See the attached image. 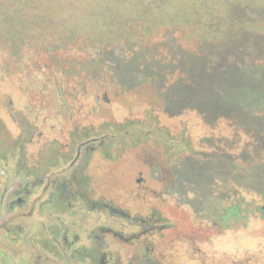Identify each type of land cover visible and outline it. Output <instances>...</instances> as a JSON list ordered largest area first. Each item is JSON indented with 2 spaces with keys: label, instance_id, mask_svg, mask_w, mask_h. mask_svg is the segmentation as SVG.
<instances>
[{
  "label": "flooded vegetation",
  "instance_id": "1",
  "mask_svg": "<svg viewBox=\"0 0 264 264\" xmlns=\"http://www.w3.org/2000/svg\"><path fill=\"white\" fill-rule=\"evenodd\" d=\"M97 15L88 20L98 30L63 26L50 32L38 25L39 35L31 39L40 41L27 43L21 35L25 60L20 54L4 66L7 76L18 75V90L29 98L21 107L11 101L6 107L17 122L14 131L0 121V250L11 260L6 264H264V205L248 206L242 187L188 178L178 169L196 150L226 152L229 135L211 133L202 138L214 142L191 149L183 127L170 132L165 117H180L182 108L169 113L150 79L118 72L146 32ZM56 33L65 40L56 41ZM88 33L95 40L88 41ZM77 39L85 44L79 53L96 69L71 72L68 44ZM144 94L154 104H112ZM238 161L244 165L241 156ZM232 202L240 204L239 216L227 215ZM216 207L223 209L217 213Z\"/></svg>",
  "mask_w": 264,
  "mask_h": 264
},
{
  "label": "rangeland",
  "instance_id": "2",
  "mask_svg": "<svg viewBox=\"0 0 264 264\" xmlns=\"http://www.w3.org/2000/svg\"><path fill=\"white\" fill-rule=\"evenodd\" d=\"M152 1L154 0H146L143 5L148 6ZM243 1L249 8L236 7ZM102 3L108 4L111 8H113L112 11H115V13L120 12L127 15L132 13L131 9L134 0H115V2H113V0H0V121L9 130L14 131L17 122L15 123L9 119L6 107L10 105V101L13 106L18 108L23 104H26L29 100L27 96H23V94L18 90V75L12 71L13 75L11 74L10 76H7L5 74L6 69L4 68L8 61H15V59H19L18 55L20 54V57H23V60H25L27 47L25 44L20 43L21 35L28 36L25 42L40 41V38L31 39V35H39V30L37 28L38 25H47L46 29L50 32H53L56 29L60 30L58 29L60 27L63 29V26H69L76 31H80L82 28L85 30H98L97 28L99 27L93 24L92 21L90 22L88 19H90L91 14H93L96 20L99 19V15H97V13L104 11L100 5ZM233 6H235L234 10L231 9ZM158 8L163 13V18L161 20L163 22L160 23L157 28L156 26L153 29L148 27L152 32L164 25L172 24L173 28L178 26L177 29L186 35L185 39L190 38L194 44L193 46H196L195 48H197L198 41L213 35L223 37V33L221 34L218 31L216 32L217 34H213L211 30L204 29L196 24L192 25L190 28H184L183 21L191 20L193 17L192 15L196 12V10H200L202 12L204 11L208 14H216L215 16L220 17L217 23L220 30L224 29L223 31H226V29L230 26L233 28L225 32V35L229 38L228 48L230 49V54L240 51L239 53L243 54L241 57L243 58L244 63L252 61V58L254 57L256 58V63L264 64V27L257 30L256 33L258 34L253 32L248 33L244 32L246 29L238 30L240 29L239 27L236 28L232 26L235 22L228 21L227 19V14L231 12L230 10L233 12L232 16H237L240 20H251L264 17V0H177L174 1L171 6H167L164 2H161ZM145 9L146 8H143V10ZM125 17L127 16H116L114 19L112 18L111 22L115 26L127 29V27L132 25L133 22L127 23V27H125L126 21L121 19ZM86 27H90V29H87ZM139 28L142 30L144 26ZM105 30H107V28ZM107 31L108 34L111 33L110 30ZM135 31L138 30L136 29ZM162 31L163 29L157 30L152 37V40L157 39L159 41L161 38L163 39ZM87 35L92 36V39L89 38L88 41L95 40V34L88 33ZM110 35L115 36V34ZM238 35L243 36V40L240 43L232 42L233 38L236 40ZM55 37L56 41H59L60 38L62 40H65L66 38L65 34L63 35L60 33H56ZM109 38L110 37H107V39L105 38L104 40H110ZM117 38L116 41L118 40ZM247 38L252 39V41L249 42ZM16 45H20V48L17 49L18 46ZM68 45L71 47L70 65L72 73L79 72L80 70H84L86 68L96 69V62L89 64L87 57L79 53V48L85 45L83 39L73 40L71 43L69 42ZM143 49L145 50V46H143ZM144 52L145 51H139V54L130 60L129 64L131 67H133L135 63L139 62V56L140 54L143 55ZM132 55H136V52ZM231 56L232 57L227 58L231 64H227L228 69L225 73L216 75L217 77L225 76L226 83L223 86L225 91H222V89L219 88L220 86L215 83L212 86L213 89L210 87H199V89H194V91L191 90L189 93L193 97H196L197 99L199 98L202 101L207 100L208 102L215 103L218 108H221L224 111H236L241 113V120L245 121L250 132V136L251 134L253 135L251 136V138L253 137V146L259 149L260 152V150H264V118L258 117L259 120L257 119L252 121L251 117L254 116L249 113L251 112L249 108H245L243 105L237 106L234 101H231V99L228 98V96L234 95V91L236 90L231 89L229 84L232 81H236L237 84H240L239 81L242 82L243 78L245 76L247 77L249 74V72L247 74V70L244 71L246 68L245 64L242 65L236 63V58H233L236 57V55ZM179 68V71H181L182 66ZM254 70L256 71L255 68ZM250 75H253L255 80L256 72H253L248 76L250 77ZM33 76L38 83L41 82V76L37 74V71H35ZM184 77L194 80L196 75L194 73H187ZM130 79L133 81L135 80L133 77H130ZM23 81L27 83L30 82L29 80ZM179 85L180 83L178 78L176 79V84L173 90L167 92V94L169 93L168 96L176 99L181 94ZM119 100L121 101L118 102L117 100L116 102H113V106L122 104L149 106L150 102L154 104L153 97H149L148 95L143 97L136 95L128 98H119ZM169 100L171 101V99ZM183 110V114L180 117H165V122L172 133H174L177 128L183 127L184 141L191 149L205 147L204 145H206V141L202 137L208 136L211 133H223L226 135L233 133L235 136L233 141V147H235L234 152L244 155L245 153H248L246 150L252 146L253 143L250 144V141L248 140L249 137L247 136L244 128L239 125H237L239 128L233 127L232 124L224 118H219L213 127L212 124L208 125L201 118L200 114L197 111L192 110V108H185ZM24 114L28 116L30 120V113ZM225 114L227 113L225 112ZM137 115L141 116L142 113H137ZM21 120L22 116L19 115L17 118L18 123ZM207 148L208 150H205L206 153H203V150H196L194 153L184 155L178 164V169L181 173L188 178H201L207 180L212 178L215 180L216 185H224L230 189L242 187L247 192L246 199L248 200V205H257V203L264 205V166H262L258 161L250 162L251 164L238 165V163H235L233 160L228 158L229 156L225 155V152L220 148H214L213 146ZM259 152L255 154L248 153V157L246 156L245 158L247 160L253 159ZM185 153H188V151H185ZM260 157L264 160V155L260 154ZM261 211L264 214V208ZM257 212L250 215L255 216L261 214L259 211ZM8 260L9 258L3 256V253L0 250V264H6ZM8 262L11 263V260Z\"/></svg>",
  "mask_w": 264,
  "mask_h": 264
},
{
  "label": "trees",
  "instance_id": "3",
  "mask_svg": "<svg viewBox=\"0 0 264 264\" xmlns=\"http://www.w3.org/2000/svg\"><path fill=\"white\" fill-rule=\"evenodd\" d=\"M145 1L146 0H134V5H132L131 9L132 13L127 15L120 12H113V8H111L108 4L102 5V8L104 10L102 13L107 15V17L114 19V17L116 16H127L125 18H121L126 21L125 27L127 23L133 20L132 24H134L135 27L144 26L142 31L146 32L147 35L146 38H141L138 41L142 46L139 45L136 48V50L134 51L136 52V55H130L129 57L122 58L120 60V62H123L125 64H120V69L118 70V72L122 74L140 73L143 74L145 78L150 79L152 86L157 89V91H159V97L161 98L163 105L169 113H176L178 109L181 108L182 111H184L183 109L185 108H192V110H195L200 114L201 118L208 125H215V122L219 118H224L229 121L233 127L239 128L240 126L244 128L246 130L247 136L249 137L248 140L250 141V144L253 143L252 146H250L246 150V152H248L249 154H255L259 152V149L253 146V137L251 138V136L253 135L251 134L250 136V132L245 121L241 120V113L236 111H224L223 109L218 108L215 103L208 102L207 100L202 101L199 98L198 100L196 97H193L189 93V91H194V89L197 90L199 89V87L212 88L215 83L220 86L219 88L222 89V91H225V89L223 88L224 84L226 83L225 76L217 77L216 75L225 73V71L228 69L227 64L230 63L227 58L232 57L231 55H236V57H233L237 60L235 62L242 65L245 64L246 68L244 71L247 70V74L248 72L249 74L256 72V77L254 80V76L250 75L249 77L248 74L247 77L244 75L245 77L243 78L242 82L239 81L240 84H237L236 81H232L229 84V87L231 86V89L236 90L234 91L235 94L228 96V98L231 99V101H234L237 106L243 105L245 108H249L251 112H248L254 116L251 117L252 121L257 120L258 117L264 118V64L256 63V58L254 57L252 58V61L244 63L243 58L241 57L243 56V54H240V51H237L234 54H230V49L228 48L229 38L225 35V32L233 28L230 26L226 29V31H223L224 29L220 30L217 24L220 17L215 16L216 14H208L200 10H196V12H194L191 20L183 21V27L190 28L192 25L196 24L200 27H203L204 29L211 30L213 34H217L216 32L219 31V33H223V37L214 35L210 36L198 41V47L195 48L196 46H193L194 44L192 40L190 38L185 39L186 35L180 32L179 29H177L178 26L173 28L172 24H169L157 29H163V39H161V41L154 42L155 40H152L153 38H149L153 37L157 30L152 32L150 29L155 28V26L157 28L158 25L163 22L161 21L163 18V13L158 8L159 4L161 2H164L167 6H171L172 3L177 0H154L150 2L148 6L143 5ZM113 2H115V0H113ZM236 7H248V5L243 1ZM143 8H146L145 10L149 9V12L143 10ZM231 9L234 10L235 6H233ZM232 10H230L231 12L227 14V19L228 21L235 22V24L232 26L236 28L239 27L240 29L238 30L246 29L244 32H253L255 34H258L256 33L257 30L264 27V17L251 20H240L237 16H232ZM144 14H147L145 16L146 20L143 19ZM242 25H244L245 27ZM139 30L141 29L139 28ZM236 38V40L233 38L232 42L240 43L244 37L238 35ZM248 41L250 42L252 41V39H248ZM143 46H145V50L143 49ZM158 47H161V49L164 50L158 49ZM139 51L145 52L143 53V55L140 54L139 62L135 63L136 65L134 64V66L131 67L129 62L133 57L139 54ZM180 66H182L183 69H181V71H179ZM254 68L256 69V71L254 70ZM187 73H194L196 75V78L194 80L185 78L184 76ZM178 78L181 94L176 99H174L168 96L169 93L167 94V92L173 90L176 84V79ZM169 99H171V101ZM225 112L228 115L225 114ZM224 139L228 142V148L225 153L230 154L231 160H233L235 163H238L239 165L240 162L238 161V159L241 156L242 161L244 160V165L251 164L250 162L258 161L262 166H264V160L260 157V154L264 155V150H260L255 158L247 160L245 157L248 155V153H245L244 155L234 152L235 147H233V141L235 139V136L233 133L230 134L229 137H225ZM204 140L207 143L209 142L208 145L211 142H214L211 136H209L208 138H204ZM238 202H232L230 206L224 208L227 212V215H240V204ZM208 207H210V205H208ZM222 209L223 208L216 207L215 211L218 213ZM248 210L250 209L248 208Z\"/></svg>",
  "mask_w": 264,
  "mask_h": 264
}]
</instances>
